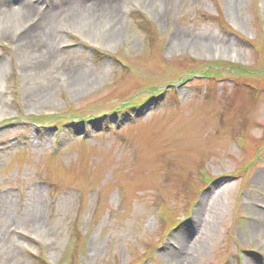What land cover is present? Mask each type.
I'll return each instance as SVG.
<instances>
[{"label":"rangeland","instance_id":"374dc122","mask_svg":"<svg viewBox=\"0 0 264 264\" xmlns=\"http://www.w3.org/2000/svg\"><path fill=\"white\" fill-rule=\"evenodd\" d=\"M4 1L0 264H264V0Z\"/></svg>","mask_w":264,"mask_h":264},{"label":"bare ground","instance_id":"6f19581e","mask_svg":"<svg viewBox=\"0 0 264 264\" xmlns=\"http://www.w3.org/2000/svg\"><path fill=\"white\" fill-rule=\"evenodd\" d=\"M5 4H7L6 1L0 0V32L4 31L5 29L7 30L11 27H14V28L18 27L17 30L25 28L26 23L23 22V20L20 16V10H17L15 13L13 12L14 13L13 15L12 14H6L7 8L5 7ZM102 4H103L102 0H78L76 2V7L79 8L80 5L83 6L82 7L83 11L86 10L87 6H88V9L91 7H95L96 8L95 10H97V11H107L109 8L111 9V6H106V5L104 6ZM98 8H101V9H98ZM110 9H109V11H110ZM115 17L116 16H114V20L117 19ZM26 28H27V30L24 31L23 35L20 38L18 37L16 39V45L17 46H22L23 43L32 41L31 39L39 38V35L33 34V30H38V24H35L33 26H30V27H26ZM34 55L35 54H31L30 58ZM223 57L228 59V60H231V61H236L235 55L233 52L232 53L228 52L227 54H225V52H223ZM1 67H2V64H1V59H0V68ZM182 255H186V253L183 251ZM178 259L182 260V256L180 255V257Z\"/></svg>","mask_w":264,"mask_h":264}]
</instances>
